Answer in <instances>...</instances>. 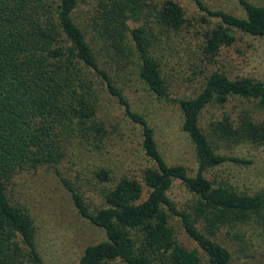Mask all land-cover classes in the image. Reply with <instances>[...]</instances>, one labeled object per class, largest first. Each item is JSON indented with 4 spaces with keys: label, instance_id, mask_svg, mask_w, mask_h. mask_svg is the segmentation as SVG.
<instances>
[{
    "label": "trees",
    "instance_id": "obj_1",
    "mask_svg": "<svg viewBox=\"0 0 264 264\" xmlns=\"http://www.w3.org/2000/svg\"><path fill=\"white\" fill-rule=\"evenodd\" d=\"M187 1L203 26L218 21L204 33L203 53L212 64L235 44L237 32L264 39V4L233 0L240 16L203 0ZM182 2L0 0V264H45L31 210L9 192L20 174L48 167L61 176V163L82 149L100 152L115 133L122 134L107 99L116 101L139 133L146 164L139 175L117 180L108 165L98 167L96 178L110 186L95 209L61 176L79 216L106 235L85 248L79 264H234L220 233L253 223L264 231V193H241L214 177L219 169L251 163L220 152L225 145L264 146V80L232 79L215 68L203 72L194 96L172 97L156 39L188 29ZM150 15L146 25L133 26ZM123 71L179 108L182 130L194 146V176L185 165L166 160L153 126L117 81ZM232 99L245 108L205 131L203 113ZM176 184L191 197L186 208L169 195ZM173 219L193 247L177 239Z\"/></svg>",
    "mask_w": 264,
    "mask_h": 264
},
{
    "label": "rangeland",
    "instance_id": "obj_2",
    "mask_svg": "<svg viewBox=\"0 0 264 264\" xmlns=\"http://www.w3.org/2000/svg\"><path fill=\"white\" fill-rule=\"evenodd\" d=\"M91 1V0H87ZM151 3L152 0H148ZM155 3L159 0H153ZM215 10L222 9L237 15H243L233 0H203ZM256 5L264 0H250ZM189 20L188 29L167 32L163 40L156 39L170 94L174 98L192 97L201 90L203 72L219 68L232 79L252 77L264 80V39L247 36L237 32L233 46L223 49L214 64L205 60L203 53L204 33L218 24L211 20L206 26L198 21L194 4L183 0ZM82 6L86 7L87 3ZM133 26L146 25L152 16H142ZM153 25V24H151ZM161 32V30H159ZM118 83L133 103L136 111L144 114L153 126L160 149L170 164L185 165L190 175L196 172L194 146L188 135L182 130V117L179 108L165 100L151 95L134 75L121 72ZM105 107L122 128V134L115 133L113 140L100 152L83 150L73 158L60 164L61 176L71 179L84 194L92 209L103 204V191L110 185L98 181L97 168L108 165L114 180L123 175L136 176L146 164L141 151L139 133L126 118L115 100L107 99ZM247 106V105H246ZM245 108V103L232 99L225 107H209L202 116V126L208 131L211 122L222 120ZM222 150V151H221ZM219 150L236 155L251 163L245 166H229L219 169L214 177L230 183L237 191L245 194L264 193V146L229 147ZM61 176L51 168L20 174L9 194L16 202L25 203L31 210L37 229V245L45 264H79L85 248L104 241V231L79 216L74 208L70 193L61 181ZM179 207L186 208L190 196L179 184L169 194ZM177 239L186 246L193 247L187 239L181 224L173 219ZM218 240L233 252L237 259L234 264H256L264 260V231L257 224L237 227L232 234L223 231Z\"/></svg>",
    "mask_w": 264,
    "mask_h": 264
}]
</instances>
